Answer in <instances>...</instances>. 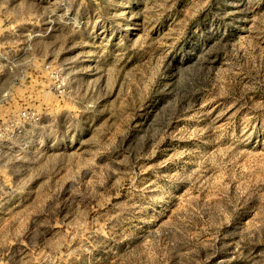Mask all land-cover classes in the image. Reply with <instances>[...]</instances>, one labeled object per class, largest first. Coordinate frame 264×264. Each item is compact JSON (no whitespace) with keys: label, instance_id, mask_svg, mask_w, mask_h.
<instances>
[{"label":"rangeland","instance_id":"rangeland-1","mask_svg":"<svg viewBox=\"0 0 264 264\" xmlns=\"http://www.w3.org/2000/svg\"><path fill=\"white\" fill-rule=\"evenodd\" d=\"M0 107V264H264V0H0Z\"/></svg>","mask_w":264,"mask_h":264},{"label":"built area","instance_id":"built-area-1","mask_svg":"<svg viewBox=\"0 0 264 264\" xmlns=\"http://www.w3.org/2000/svg\"><path fill=\"white\" fill-rule=\"evenodd\" d=\"M45 69L51 68L50 66H45ZM51 78L55 81L60 80V75L58 72H54L50 69ZM19 118L24 122H18L16 115L14 113H9L8 115H3L0 107V162L12 151L13 147L16 145V137L27 131L34 125H36V120L38 119L37 113L35 111H22L19 114Z\"/></svg>","mask_w":264,"mask_h":264}]
</instances>
